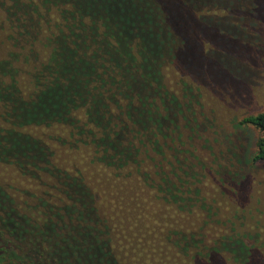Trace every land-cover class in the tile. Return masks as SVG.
Returning <instances> with one entry per match:
<instances>
[{"label":"trees","instance_id":"obj_1","mask_svg":"<svg viewBox=\"0 0 264 264\" xmlns=\"http://www.w3.org/2000/svg\"><path fill=\"white\" fill-rule=\"evenodd\" d=\"M233 2L0 0V264H264V195L209 189L184 101ZM241 123L263 163L264 111Z\"/></svg>","mask_w":264,"mask_h":264},{"label":"rangeland","instance_id":"obj_2","mask_svg":"<svg viewBox=\"0 0 264 264\" xmlns=\"http://www.w3.org/2000/svg\"><path fill=\"white\" fill-rule=\"evenodd\" d=\"M233 1L234 10L229 11L225 7L214 10L225 17L230 16L222 18L216 25L214 47L205 56L199 57V67L206 71L208 76L211 74L216 78V85L189 82L195 97H186L184 101L190 102V109H186L188 117L196 121V130L189 131L193 135L191 143L198 154H205V157H202L206 158L207 166L205 184L209 189H212L211 185L220 189V172L227 168L244 174L246 178L236 173L225 177L231 187H237L240 197L247 191V197L253 198L249 201V206L252 201L253 204L256 203L259 192L264 195V162L255 166L250 162L256 149L255 142L262 133L252 125L242 124L241 120L248 115L264 111V0ZM115 22L120 27L125 20L118 15ZM9 42L11 40L7 23L0 15V59L7 57L5 48ZM16 64L32 69L30 61L26 59ZM25 75L23 73V76ZM173 76V72L169 71V78ZM43 131L47 132L45 129ZM223 188L226 194L232 193L227 187ZM25 195L24 188L16 193L22 200ZM261 198L264 200V197ZM222 206L228 205L222 203ZM8 224L17 238L29 237L27 228L13 225L12 222ZM6 237L8 240L0 237V253H5L10 244H13L9 235ZM17 238L15 240H18ZM26 253L22 255V263L35 264L34 261L40 260L35 258L33 261L31 255ZM255 262L256 260H253L251 264H256ZM14 263L17 264L15 261Z\"/></svg>","mask_w":264,"mask_h":264}]
</instances>
